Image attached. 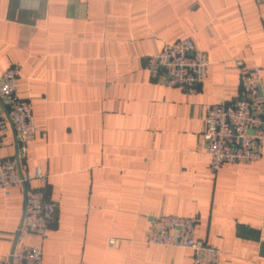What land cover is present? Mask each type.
<instances>
[{"label":"crops","instance_id":"obj_1","mask_svg":"<svg viewBox=\"0 0 264 264\" xmlns=\"http://www.w3.org/2000/svg\"><path fill=\"white\" fill-rule=\"evenodd\" d=\"M183 37L210 62L193 93L145 68ZM236 57L264 82V0H0V73L21 66L39 126L19 168L46 172L29 186L58 205L45 240L21 236L24 189L0 188V256L33 245L42 264H191L190 249L144 241L174 214L197 217L218 264H264V143L212 173L202 137L205 105L240 95ZM0 155L16 157L9 120Z\"/></svg>","mask_w":264,"mask_h":264},{"label":"built area","instance_id":"obj_2","mask_svg":"<svg viewBox=\"0 0 264 264\" xmlns=\"http://www.w3.org/2000/svg\"><path fill=\"white\" fill-rule=\"evenodd\" d=\"M239 71L240 95L232 101L220 100L204 107L202 137L209 156L208 167L215 173L224 163L259 160L264 143V82L260 69L248 65L241 57L233 59ZM208 55L195 47L188 37L165 42L157 53L145 59L151 78L166 86L193 93L203 83L209 67ZM19 64H11L0 73V145L7 121L16 134V157L0 155V188L9 194L13 186L24 189L21 236L45 240L49 225L57 214V202L41 187H30L33 179L46 184L48 175L40 167L33 173L19 171L18 157L38 131L31 102L19 94ZM195 215L158 214L153 217L144 241L152 245L191 250V264H218L220 250L196 237ZM113 241L112 238L109 239ZM0 264H42L40 246L25 245L5 257Z\"/></svg>","mask_w":264,"mask_h":264},{"label":"water","instance_id":"obj_3","mask_svg":"<svg viewBox=\"0 0 264 264\" xmlns=\"http://www.w3.org/2000/svg\"><path fill=\"white\" fill-rule=\"evenodd\" d=\"M19 171H21L20 168H19Z\"/></svg>","mask_w":264,"mask_h":264}]
</instances>
